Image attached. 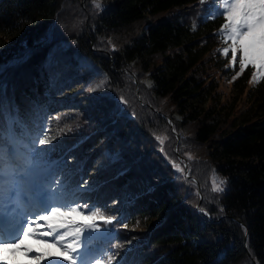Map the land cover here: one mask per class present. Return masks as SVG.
Returning <instances> with one entry per match:
<instances>
[{
    "label": "trees",
    "instance_id": "1",
    "mask_svg": "<svg viewBox=\"0 0 264 264\" xmlns=\"http://www.w3.org/2000/svg\"><path fill=\"white\" fill-rule=\"evenodd\" d=\"M82 1L93 0H0V121H19L13 131L28 142L37 132L49 135L55 114L76 112L75 132L37 146L51 149L39 174L48 169L45 187L52 179L81 186V205L115 217L97 220L110 231L98 246L89 242V259L264 264V91L249 94V107L237 114L220 100L218 74L239 69L222 58L225 21L209 17L213 0H109L96 17ZM70 12L78 15L73 26ZM123 31L131 33L128 42L98 53L103 36ZM81 61L106 74L112 95L53 99L87 83ZM256 101L262 113L252 112ZM157 137H167L162 146ZM214 180H226L223 192L212 190Z\"/></svg>",
    "mask_w": 264,
    "mask_h": 264
},
{
    "label": "snow or ice",
    "instance_id": "2",
    "mask_svg": "<svg viewBox=\"0 0 264 264\" xmlns=\"http://www.w3.org/2000/svg\"><path fill=\"white\" fill-rule=\"evenodd\" d=\"M95 8L101 9V6L96 3ZM209 17H220L225 21L218 38L225 44L230 42V47H225L221 55L227 58L231 53L230 64L234 68L237 62L239 64L237 75L250 66L252 80H264V0H213ZM3 70L4 66H0V71ZM105 81L97 85V89ZM4 115L7 117L6 113ZM14 123L19 121L12 117H7L6 124L0 121V252L11 250L15 255L22 251L26 257L41 261L43 255H33V249L25 246V240L34 239L38 244L62 249L66 264H113V254L90 260L92 249L88 246L96 239L91 233L99 231L97 220L112 224L113 218L105 217L95 206L87 209L86 204L81 205L75 198V193L83 190L79 185L70 189L67 181L61 183L57 179H52L47 187L36 184L35 170L44 154L51 151L38 150L37 146L50 143L51 137L37 132L25 142L13 131ZM166 139L157 137L161 146ZM173 167L184 172L178 164L174 163ZM82 183L86 185V182ZM225 184L226 180H214L212 190L223 192ZM77 218L85 222H78ZM123 226L127 227L126 224ZM0 264H7V261L0 257ZM48 264H62V261L49 258Z\"/></svg>",
    "mask_w": 264,
    "mask_h": 264
},
{
    "label": "rangeland",
    "instance_id": "3",
    "mask_svg": "<svg viewBox=\"0 0 264 264\" xmlns=\"http://www.w3.org/2000/svg\"><path fill=\"white\" fill-rule=\"evenodd\" d=\"M109 2H110L109 0H93L92 2H88V3H86L85 1H82L81 2V9L84 8L88 11L92 10L93 17H96V14L102 13V10L106 7V4ZM96 3H98L101 6L102 10L95 8ZM76 11H77V14L79 15V11L78 10H76ZM78 15H74L73 13L71 14V12L69 13V20H70V24L72 26L77 23V16ZM68 29L69 28H67V30ZM127 33H126V31H123V32H121V34L118 33L114 36H112V35L111 36L108 35L106 37L103 36L102 43H101L102 44L101 50L103 52L100 51L98 53H101L103 55L108 56L107 53L110 49L113 50V48H115V49L121 48L126 42H128V39L131 38V33H130V35ZM222 46L224 48L230 47V42L228 44H225L224 42H222ZM94 50L97 51L96 47L94 48ZM105 51L107 53H105ZM223 57L224 56H222V58ZM224 59H226V63L230 67V69L233 70V69H236L237 67L239 69L238 62H237V65L235 68L230 64L231 53H229V56L227 58L224 57ZM237 61H239V54H237ZM132 66H133V64H130L129 66H127V69H129V70H125L127 72V74L130 76H131L130 72L133 70ZM84 69H87V71L85 73L83 72V76L88 78L87 79L88 81L86 80L87 83L84 84L82 82L77 81L76 82L77 84H75V85L73 84L72 88L67 87L64 90H61L60 92H58V94H56L57 96H55L53 99L65 101L69 97H72V98L74 97L76 100H79V102H81L83 99H87V97H89V96H92V97H108V96L112 95L110 92L107 91V84L109 81H108L106 74L103 71H101L99 68H96L93 64H91L89 62L81 61L79 63L78 71L84 70ZM252 75H253V69L250 66L247 67L246 70L241 74L243 80L240 83H237V80H238L237 78L239 77V75H236V73L233 76H229V74H222V73L218 74V85H219V87L217 88L218 89L217 90L218 96H220L219 98L222 101V103H224L225 105L227 104V106L229 107L228 109L234 108L235 114H237L238 112H242L247 107H249V105L251 103L250 102L251 99L249 97V94H253L254 96L260 95L262 93V91H264V80H261L260 82H254L252 80ZM105 77H106V81H105ZM102 81H105L103 86L101 88L97 89L96 86L101 84ZM134 83L138 87L136 90L137 97H138V99L141 100L140 86H139L140 82L136 78ZM142 83L147 88L152 86V80L147 76H145V78L142 80ZM257 102L258 101H256V103L254 104L252 112L262 113L263 109L259 108V103H257ZM81 103H79V104L81 105ZM61 113L63 115H61ZM73 115H76V112H73ZM73 115L71 114L70 111H61L60 113L55 114L53 116V119L50 123V133L48 135L51 137L50 143L42 146L41 148L48 146V145H52L60 137L59 135L66 136V135H69L70 133L75 132V130H77L78 123L74 120ZM57 116L60 117L59 120L56 119ZM169 122H170V120H169ZM171 126H172V124H171ZM80 141L81 140L77 138V141L75 143L78 144ZM178 141H180L179 138H178ZM107 155L111 160L116 161L119 159L118 153H114V154H108L107 153ZM44 161H48V160L46 159ZM45 165L46 164H44V162H42V163L39 162V164L35 170L34 181L36 178H38V176L40 175L39 173L41 172L40 170L42 168H44ZM184 166L188 170L186 163H184ZM47 171H48V169L44 172H46V174H47ZM96 173L97 172L94 169V171L92 173L90 172L89 175H94ZM36 181H37V179H36ZM88 185L89 184L86 183L85 187H87ZM85 187H83V188H85ZM200 196L202 198L201 193H200ZM85 215H88V214L85 212ZM113 218H115V217H113ZM77 220H78V222H85V221H82L81 218H77ZM41 223H43V222H41ZM124 229H126V231L129 233L130 236L135 235V233H134V231H136L135 229L132 230V228H127V227H124ZM128 229H131L132 231H130ZM136 229L140 230L141 232L143 231L142 226L139 228L137 227ZM107 230L110 231L109 228ZM107 230L100 229L97 232H92L91 235L93 237H98V238H97V240H91L90 245H95L97 243V246H98L99 245L98 242L100 239L101 240L108 239ZM87 234H88V232H87ZM110 237L112 238V236H110ZM26 241H27L26 246L33 249V253H32L33 255L39 253V254L44 256V259L41 261H37V260L32 259L34 264H48L49 258H59L60 260H63L62 249H60L59 247H57V246H46V245L38 244L34 239H27ZM29 242H30V244H29ZM132 245H134L133 242H131L129 244V247L131 248Z\"/></svg>",
    "mask_w": 264,
    "mask_h": 264
},
{
    "label": "water",
    "instance_id": "4",
    "mask_svg": "<svg viewBox=\"0 0 264 264\" xmlns=\"http://www.w3.org/2000/svg\"><path fill=\"white\" fill-rule=\"evenodd\" d=\"M168 121H169V119H168Z\"/></svg>",
    "mask_w": 264,
    "mask_h": 264
}]
</instances>
